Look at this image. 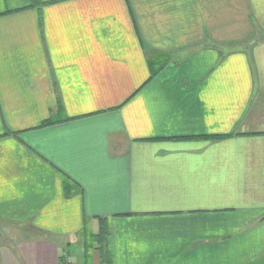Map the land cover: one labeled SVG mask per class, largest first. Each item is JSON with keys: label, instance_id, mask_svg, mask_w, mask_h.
Returning <instances> with one entry per match:
<instances>
[{"label": "crops", "instance_id": "crops-1", "mask_svg": "<svg viewBox=\"0 0 264 264\" xmlns=\"http://www.w3.org/2000/svg\"><path fill=\"white\" fill-rule=\"evenodd\" d=\"M0 264H264V0H0Z\"/></svg>", "mask_w": 264, "mask_h": 264}]
</instances>
